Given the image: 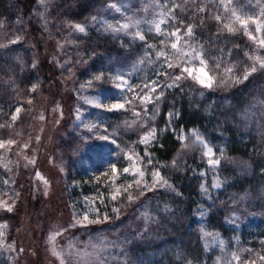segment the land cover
I'll return each instance as SVG.
<instances>
[{
	"label": "rangeland",
	"instance_id": "1",
	"mask_svg": "<svg viewBox=\"0 0 264 264\" xmlns=\"http://www.w3.org/2000/svg\"><path fill=\"white\" fill-rule=\"evenodd\" d=\"M233 10L264 22V0H35L36 23L41 20L42 26L46 22L57 30H45L44 25V30L26 39L23 49L29 47L32 64L45 78L29 88L30 100L36 98L32 102L27 98L19 113L15 111L7 119L15 128H4L5 134H0L4 142L0 144V201L11 205L9 210L0 204V264H150L149 239L147 245L135 241L146 232L152 237L162 235L161 231L156 233L161 217L174 218L177 207L170 204V196L177 190L172 180L186 164L192 162L194 172L202 171L203 184L211 192L235 175H252L246 158L227 153L206 130L174 125L169 117L173 111H167L174 88L164 87L180 74L185 59L191 61L186 66L195 74L201 67L198 59L181 57L171 48L175 37L167 33L174 29L180 30L178 48H184L187 40L191 47L184 48L185 53L202 51L205 70L215 77L211 88L186 74L176 82L180 93L190 94L198 103L216 100L215 94H227L246 80V69L256 68L247 79L264 71V66L252 59L264 58V45L259 44L264 38V23L257 31L250 20L246 32L232 19ZM157 21L161 22L159 33L155 31ZM123 23L129 27L120 28ZM229 23L237 30L229 31ZM76 24L85 30H77ZM189 24L193 26L191 36L187 33ZM17 37L7 35L4 43L8 47L22 43ZM159 51L167 55L157 57ZM168 63L174 67L169 68ZM120 75L125 77L124 88L118 86ZM234 77H240V82ZM153 81L159 82L158 88L146 87ZM160 91L163 97H159ZM203 91L213 95L203 97ZM145 94L153 96L147 104L140 99ZM116 100L127 101L126 107L111 109ZM262 104L259 100L264 119ZM245 119L249 123L251 118ZM152 129L155 136L148 137L146 144L143 138ZM193 129L208 141L212 158L221 161L218 166L209 165L206 150L193 143ZM168 132L177 148L172 159L164 162L154 150ZM104 136L111 139H99ZM180 136L187 139L181 141ZM94 144L110 145V151L98 156L90 147ZM132 164H139L145 177L123 171ZM153 167L172 187L145 191L142 184L137 186L138 179L151 185ZM214 181L220 186L213 187ZM118 187L121 191L113 199L111 193ZM128 192L134 197L132 201ZM158 192L161 201L149 213ZM260 193L264 195V187ZM114 208L119 209L118 214ZM85 214L92 222L79 223ZM105 214L109 219H104ZM202 237L209 252L204 264H264V239L260 237L240 242L209 230H203Z\"/></svg>",
	"mask_w": 264,
	"mask_h": 264
},
{
	"label": "trees",
	"instance_id": "2",
	"mask_svg": "<svg viewBox=\"0 0 264 264\" xmlns=\"http://www.w3.org/2000/svg\"><path fill=\"white\" fill-rule=\"evenodd\" d=\"M34 3L35 0H0L1 135L5 134L4 128H15V124L7 119L32 95L31 85L45 78L32 64V51L23 47L28 37L44 30V25L48 31L57 29L46 22L42 26L41 20L36 23ZM7 35L20 36L22 43L6 46L3 38ZM179 89V85L175 87L167 100V104H171L167 111L174 113L171 116L174 125L206 130L210 139L223 146L227 153L246 158L252 166V175H235L230 180H223L221 188L211 192L203 184L202 171L194 172L192 162L186 164L179 177L172 180L177 190L175 196H170V204L177 207L174 218L161 217L165 228L156 221V233L161 231L163 236L158 233L152 237L151 232H146L143 238L135 241L147 245L149 239L150 264H189V261L204 264L209 252L203 243V230L240 242L251 236L264 239V195L260 193L264 187V119L259 112V100L264 101V71L233 87L227 94H215L214 101L198 103ZM211 95L213 92L201 94L203 97ZM34 98L36 96L31 98L32 101ZM32 101L29 98V102ZM246 117L251 118L249 123ZM176 148L177 143L168 132L154 153L161 161L169 162ZM161 195L158 192L152 199L149 213L154 212ZM160 235L165 238L160 240Z\"/></svg>",
	"mask_w": 264,
	"mask_h": 264
},
{
	"label": "snow or ice",
	"instance_id": "3",
	"mask_svg": "<svg viewBox=\"0 0 264 264\" xmlns=\"http://www.w3.org/2000/svg\"><path fill=\"white\" fill-rule=\"evenodd\" d=\"M113 7H116V5H113ZM227 7V6H225ZM231 17L232 19L235 21V22H238V25L239 26H242L244 28V30L247 32L248 31V24H249V21H254L255 24H256V30L259 31L260 30V26L262 23V21H260L259 19H256L255 17H245V16H242L240 14H238L236 11H232L231 12ZM95 19V18H94ZM217 19L219 20L220 17L217 16ZM131 23H138L137 21H131ZM155 23V31L156 32H161V26H160V23L159 21L157 22H154ZM76 29L83 32L85 29H84V26L81 25V24H76L75 25ZM109 27L111 28L112 26L109 25ZM129 27V23H123L120 25V28H123V29H127ZM226 27L228 28L229 31H236L237 28L233 26L232 23H229L226 25ZM113 30H116V29H113ZM179 29H174L172 32H169L167 33L168 36L172 37L174 36L175 37V40H173L172 44H171V48L172 49H175L179 52L180 56L181 57H190L192 60H199V63L201 64V67L198 69V72L199 74H195L193 69L190 68V67H187V63L191 62L190 60H187L185 59L183 61L184 63V67H183V70L180 72L179 75L175 76L173 78V82L172 83H165L164 87L165 88H175L177 87V81H180L184 75L186 74L187 76L189 77H192V79L196 80L200 85H203V86H206L208 88H211L213 87L214 83H215V77L213 75H210L206 70H205V67L204 65L207 64V61L203 59V52L202 51H197L195 49H192V51L188 52V53H185L184 51V48H190L191 45L188 43L187 40L184 41V48H178V41L180 40V36H179ZM192 32H193V26L191 24L187 25V33L189 36L192 35ZM137 36L140 37L141 40L144 39L143 35L140 33V32H137L136 33ZM248 35L253 39V40H256L257 37L254 36L252 34V32H248ZM20 38L17 37V40H19ZM163 43V42H161ZM259 44L260 45H264V38H260L259 39ZM154 47V46H153ZM157 57H165L167 54L164 52V51H159L156 53ZM253 60L257 61L261 66H264V58H261L259 56H255V57H252ZM169 68H173L174 65L172 63H168L167 65ZM256 68L253 66L251 67L250 69H246L243 73V79H247L248 78V75L250 72H255ZM227 72H231L232 70L231 69H227L226 70ZM165 75H167L165 73ZM99 77H97L98 79ZM119 81H120V84L118 85L120 88H124L125 87V77L124 75H120L118 77ZM235 82H240V77H234L233 78ZM222 83L225 82V81H221ZM35 87V86H33ZM146 87H151L152 89H155V88H158L159 87V82L158 81H153L151 82L150 86H146ZM164 93L163 91H160L159 92V97H163ZM140 99L142 100V102H144L145 104H147L149 101H151L153 99V96L150 95V94H145L143 96L140 97ZM126 103L127 101H121V100H116L114 103H112L109 107L111 109H124L126 107ZM262 107H264V104L261 105ZM20 109L19 107L16 109V113H19ZM174 113H169V117H171ZM77 116H79V112L77 113ZM13 119H15V115L13 116ZM133 123H135V121H133ZM192 135L194 137V141L193 143L194 144H197L199 146H201L204 150H206V155L208 157H210L207 161V163L209 165H212V166H218L220 164V159H216V158H212L214 156V153H213V149L208 145V141L205 140L201 135H199L197 133V131L195 129L192 130ZM155 136V129H152L151 131H148L145 133V136H144V142L147 144V138L148 137H154ZM99 139L101 140H105V141H108L111 139L110 136H104V137H100ZM179 139L181 141H184L187 139V137L185 136H180ZM4 143L3 141H0V144ZM14 143V142H13ZM27 145H25L26 147ZM92 151L95 152L96 155L98 156H102L105 152H108L110 151V145H106V144H94V145H91L90 146ZM182 147H189L188 144H182ZM131 159V157H129ZM173 165H175V161L172 162ZM148 164L151 165L152 164V160L149 159L148 160ZM112 168L113 170L116 168V165L113 164L112 165ZM123 171L125 173L127 172H134L136 173V175L139 177V178H143L145 177V172L141 169V166L139 164H132L130 165L129 167H126L123 169ZM37 175H40V173H37ZM152 175V183L151 185H149V183L147 181H141V180H137V186H140L141 184L143 185V189L145 191H147L149 189V187H157V186H167V187H172L169 182L164 178V176L162 175V173L159 171L158 168L156 167H153V171L151 173ZM219 183L217 181H214L213 182V187H219ZM129 187H131V185H129ZM202 190H206L204 189V186L202 185ZM121 189L118 187L115 191H113L111 193V196L113 199H115L117 197V195L120 193ZM127 198L129 201H132L134 199V197L131 195V192H128V195H127ZM0 204H3V206L7 209H11V205L10 204H6L4 203L3 201H0ZM166 207V210H167V206ZM113 212L114 213H119V209L117 208H114L113 209ZM104 219L107 220L109 219V217L105 214L104 216ZM79 223L83 224L85 222H92V221H88V217H87V214L84 215V220H81V221H78ZM96 222H99V215H97V221ZM137 235H141L142 233L140 232H137L136 233ZM53 251L55 252V249H53ZM56 255H60V253H56ZM234 256V258L239 261L240 260V257L239 256H236L235 253L232 254ZM262 260H264V257H261ZM189 264H191V261H189Z\"/></svg>",
	"mask_w": 264,
	"mask_h": 264
}]
</instances>
